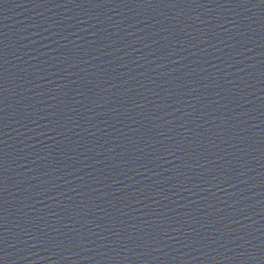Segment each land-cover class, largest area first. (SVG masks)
Wrapping results in <instances>:
<instances>
[{"label":"water","instance_id":"water-1","mask_svg":"<svg viewBox=\"0 0 264 264\" xmlns=\"http://www.w3.org/2000/svg\"><path fill=\"white\" fill-rule=\"evenodd\" d=\"M156 264H264V64L216 138Z\"/></svg>","mask_w":264,"mask_h":264}]
</instances>
